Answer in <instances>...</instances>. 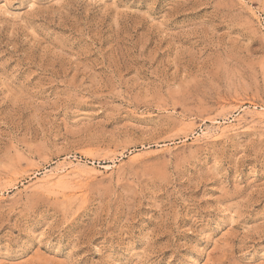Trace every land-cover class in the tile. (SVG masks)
Wrapping results in <instances>:
<instances>
[{
    "label": "rangeland",
    "instance_id": "obj_1",
    "mask_svg": "<svg viewBox=\"0 0 264 264\" xmlns=\"http://www.w3.org/2000/svg\"><path fill=\"white\" fill-rule=\"evenodd\" d=\"M0 264H264V0H0Z\"/></svg>",
    "mask_w": 264,
    "mask_h": 264
},
{
    "label": "bare ground",
    "instance_id": "obj_2",
    "mask_svg": "<svg viewBox=\"0 0 264 264\" xmlns=\"http://www.w3.org/2000/svg\"><path fill=\"white\" fill-rule=\"evenodd\" d=\"M70 165V164H69ZM63 166H65V165H63ZM86 166V165H85ZM88 166V165H87ZM62 168V167H61ZM64 168V167H63ZM96 169V168H95ZM66 171H67V169H66ZM96 171V170H95ZM76 173V172H75ZM67 176V175H66ZM58 178V177H57Z\"/></svg>",
    "mask_w": 264,
    "mask_h": 264
}]
</instances>
